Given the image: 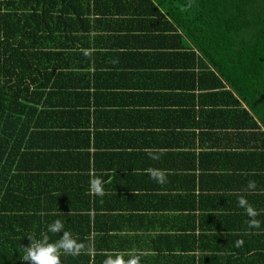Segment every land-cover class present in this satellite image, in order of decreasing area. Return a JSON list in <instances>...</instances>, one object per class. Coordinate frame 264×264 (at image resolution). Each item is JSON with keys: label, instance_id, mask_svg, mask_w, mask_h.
<instances>
[{"label": "crops", "instance_id": "1", "mask_svg": "<svg viewBox=\"0 0 264 264\" xmlns=\"http://www.w3.org/2000/svg\"><path fill=\"white\" fill-rule=\"evenodd\" d=\"M162 33L177 39L149 48L102 38L81 49L89 54L82 64L24 80L22 98L1 115L0 161L10 163L8 182L11 171L20 178L14 196H23L15 206L45 215V231L59 219L79 242L87 238L89 264L117 256H139L140 264H244L264 234V127L245 125L243 103L212 111L209 92L199 97L197 67L194 86L185 78L183 85L175 65L187 41L177 29ZM160 151V160L149 159ZM148 167L165 170L167 183L150 180ZM93 176L104 181L102 197L89 192ZM250 180L256 188L245 190ZM241 196L259 213V229L245 223ZM84 226L89 232L81 236ZM20 233L0 239V264H20L30 244V234ZM62 262L82 264L70 256Z\"/></svg>", "mask_w": 264, "mask_h": 264}, {"label": "trees", "instance_id": "2", "mask_svg": "<svg viewBox=\"0 0 264 264\" xmlns=\"http://www.w3.org/2000/svg\"><path fill=\"white\" fill-rule=\"evenodd\" d=\"M188 3L189 0H0V129L2 113L25 92L24 80L50 77L54 68L82 64L89 54L81 49L100 44L102 38L112 44L133 38L131 45L162 48L165 42L169 45L171 39H177L162 32L176 29L188 48L181 54V63L175 65L182 68L183 85L185 78L194 86L190 70L197 67L199 97L209 92L213 97L212 111H218L220 105L235 110L243 103L246 107L239 110L249 119L245 125L258 126L260 121L251 108L258 100L264 103V0H192L190 8L186 7ZM181 45L184 47L183 41ZM165 56L166 63L173 61L172 54ZM166 65L173 68L174 63ZM5 146L0 136V160ZM8 171L10 163L0 161V239L20 232L39 239L48 219L45 215L19 212L15 202L23 196H14V192L20 178L11 171L12 180L8 182ZM23 181L28 178L23 176ZM88 232L84 226L79 234ZM258 237L250 238L249 241L257 239V244L250 245L251 254L244 264H264V234ZM79 238L87 250L77 256L61 255L60 264L67 256L89 264V250L94 246H89L87 238ZM21 257L19 263L23 264Z\"/></svg>", "mask_w": 264, "mask_h": 264}, {"label": "clouds", "instance_id": "3", "mask_svg": "<svg viewBox=\"0 0 264 264\" xmlns=\"http://www.w3.org/2000/svg\"><path fill=\"white\" fill-rule=\"evenodd\" d=\"M192 6V0L186 7ZM88 53H86L87 55ZM164 155L163 151L159 153L149 152L150 160L158 161ZM150 180L155 181L159 185L167 183V173L163 169L148 167L143 170ZM256 182L254 180L248 181L245 190H254ZM89 192L95 196H103L105 194L104 181L96 176L89 180ZM237 206L244 209L248 219L245 221L249 229H259L261 221L256 219L259 215L254 206L249 201L241 196L237 201ZM49 233L56 235L60 234V238L56 241H50ZM27 238L30 244L22 247L23 256L21 261L23 264H60L61 255L77 256L84 253L87 249L85 244L79 242L73 236L71 231L65 230L64 222L57 219L47 225L46 231L40 234V238L36 239L34 235H28ZM243 241H237L236 246H241ZM104 264H140L139 256H132L128 261H124L122 257L117 256L116 259H106Z\"/></svg>", "mask_w": 264, "mask_h": 264}, {"label": "rangeland", "instance_id": "4", "mask_svg": "<svg viewBox=\"0 0 264 264\" xmlns=\"http://www.w3.org/2000/svg\"><path fill=\"white\" fill-rule=\"evenodd\" d=\"M252 112L254 116L260 121V124L264 127V103L256 101L252 103Z\"/></svg>", "mask_w": 264, "mask_h": 264}]
</instances>
